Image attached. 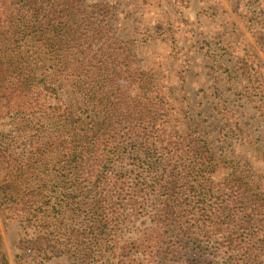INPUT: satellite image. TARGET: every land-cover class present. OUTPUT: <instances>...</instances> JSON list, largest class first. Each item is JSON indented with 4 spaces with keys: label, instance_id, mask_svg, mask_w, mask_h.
Returning <instances> with one entry per match:
<instances>
[{
    "label": "rangeland",
    "instance_id": "rangeland-1",
    "mask_svg": "<svg viewBox=\"0 0 264 264\" xmlns=\"http://www.w3.org/2000/svg\"><path fill=\"white\" fill-rule=\"evenodd\" d=\"M28 3L32 0H0V264H81L73 253L41 260L45 251L71 249L46 244L52 223L77 220L71 213L50 211V206L59 204L58 194L67 182L52 167H45L42 152L45 131H62L65 111L74 100H84L85 89L80 80L50 63L57 50L70 45L85 52L89 38L96 48L103 44V51L114 50L113 57L128 65L129 77L121 68L116 81L121 105L130 98L141 105L148 98L149 104L157 105L158 125L176 143L167 150L170 154L158 156L164 173L160 177L172 180L170 187L190 191L200 203L205 197L233 203L228 192L235 177L240 193L245 190L251 196L247 203H264V0H55L46 7L39 1ZM35 13L48 15L45 28L52 43L46 49L40 37L28 35L25 17ZM15 17L21 21L10 34L20 28L19 38L28 36L8 48L5 39L10 35L3 26ZM55 25L63 31L72 25L79 32L78 41L70 42V34L60 38L51 33ZM58 56L68 57L62 52ZM11 64L18 69L16 74ZM17 75L39 82L37 88L27 96L16 92ZM45 79L52 87L48 92ZM103 82L96 77L92 84ZM174 135H189L196 147L185 154L179 146L184 144ZM116 138L123 141L126 136ZM114 139L111 134L109 143ZM130 152L120 151L126 161L116 163L117 168L132 170ZM143 194L136 203L144 209L128 205L119 221L110 264L123 248L146 240L154 248L133 259L164 264L173 256L170 241L184 242L172 220L162 222L164 215L153 218L156 210L167 209L154 195ZM184 210L185 215L192 213L190 208ZM183 221L185 236L217 240L228 234L204 216L200 221L184 216ZM177 247V256L185 258H172L168 264L199 263L191 248ZM217 247L220 250L203 248L207 260L235 263L227 260L226 248Z\"/></svg>",
    "mask_w": 264,
    "mask_h": 264
},
{
    "label": "trees",
    "instance_id": "trees-1",
    "mask_svg": "<svg viewBox=\"0 0 264 264\" xmlns=\"http://www.w3.org/2000/svg\"><path fill=\"white\" fill-rule=\"evenodd\" d=\"M21 1L23 0H19ZM37 1L40 6L45 7L55 2L32 0L28 5H36ZM46 14L35 13L25 17L29 26L28 35L33 33L34 36L40 37L39 40L45 43V49L52 43V39L49 38L50 32L45 28V21L47 22L48 18ZM58 19L60 23V17ZM20 21L19 17H15L9 26H3V29H7L6 35H10L9 39H5L7 44H10L8 48L14 44L17 46L28 36L26 33L20 39V28L10 34V29L16 28L18 26L16 22L19 24ZM0 24H3L1 19ZM43 30L45 33H42ZM51 33H57L60 38L70 34V42L78 41L76 37L79 32L72 25L68 31L58 29L55 25ZM90 40L91 38L84 43L85 52H82L77 44L70 45L69 49L57 50V57L49 62L51 68L60 69L74 81L80 80L85 89L82 92L84 100L78 102L74 100L68 111H65L62 131L60 133L57 130L45 131L42 152L43 155L45 153V167H52V170L62 174L64 181L67 182L64 190L58 194L56 203L59 204L56 207L50 206V211L71 213V217L73 215L77 220L62 218L52 223L53 230L47 231L51 237L45 238L46 244L52 242L51 246L71 249H64L62 252L57 249L50 254L45 251L41 260L49 261L54 256L73 253L81 264H110L115 252L119 221L124 217L128 205L135 206L137 211L144 209L143 205L139 206L136 202L144 197L143 193H146L154 195L158 203L167 209V211L162 209V212L156 210L153 218L158 220L164 215L165 219L162 222L172 220L185 238L184 242L179 244L178 241L173 243L170 241L171 248L168 251L172 250L173 256H168L164 264L171 262L172 258L175 261L185 258L177 256L178 245L182 246V250L191 248L192 252L196 253L198 264H213L206 259L203 248L220 250L217 246L226 248L224 255L229 256L227 260H234V264H264V203H247L251 196H248L245 190L243 191L245 194L240 193L241 185L237 183L235 177H232L235 181L228 192L229 195L233 194L231 197L233 203L223 201L217 203L218 201L207 197L200 203L195 201L190 191L170 187V183L174 182L160 177L164 173L161 171L163 165L159 163L158 156L163 152L170 154L167 150L174 149L176 143L167 138L163 128L158 125L157 105L149 104L148 98L146 103L142 101V105L132 98L128 99L129 102L124 100L121 105L119 96L121 97L122 91L116 81L121 75V68L125 77H129L128 65L113 57L114 50L103 51V44L96 48ZM60 52L66 53L68 57L60 58L58 56ZM97 56L99 58L95 60ZM13 65L10 67L16 74L18 69ZM125 67L126 69H123ZM17 76L16 92L24 96L31 94L39 84L22 75ZM96 77L104 80L99 86L92 84ZM34 79L37 80L36 77ZM44 86L46 92L52 89L47 85L46 79ZM111 134L115 139L109 143L108 138ZM123 136L126 138L121 141ZM176 137L184 144L179 146L185 154L196 147V143L190 141L189 135H174L172 138ZM120 151L123 153L131 151L132 170H124L123 166L116 167V163L122 165L126 161L121 158ZM184 208H190L192 213L185 215ZM184 216L197 221L204 216L208 220H213L211 223L214 226L224 227L228 234L217 240L185 236ZM153 248L154 245L148 240L143 243L135 241L122 249L123 253L115 264H141L138 262L139 259H133V255H145L142 253ZM236 250L238 253H234Z\"/></svg>",
    "mask_w": 264,
    "mask_h": 264
}]
</instances>
